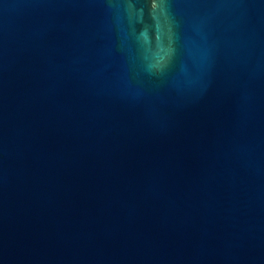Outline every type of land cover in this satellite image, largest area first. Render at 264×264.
Listing matches in <instances>:
<instances>
[{
	"label": "water",
	"instance_id": "water-1",
	"mask_svg": "<svg viewBox=\"0 0 264 264\" xmlns=\"http://www.w3.org/2000/svg\"><path fill=\"white\" fill-rule=\"evenodd\" d=\"M0 264H264V0H0Z\"/></svg>",
	"mask_w": 264,
	"mask_h": 264
}]
</instances>
